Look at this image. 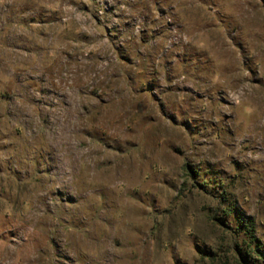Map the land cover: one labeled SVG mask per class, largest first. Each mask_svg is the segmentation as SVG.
<instances>
[{"label": "rangeland", "instance_id": "1", "mask_svg": "<svg viewBox=\"0 0 264 264\" xmlns=\"http://www.w3.org/2000/svg\"><path fill=\"white\" fill-rule=\"evenodd\" d=\"M264 0H0V264H264Z\"/></svg>", "mask_w": 264, "mask_h": 264}, {"label": "trees", "instance_id": "2", "mask_svg": "<svg viewBox=\"0 0 264 264\" xmlns=\"http://www.w3.org/2000/svg\"><path fill=\"white\" fill-rule=\"evenodd\" d=\"M263 258H264V253H263Z\"/></svg>", "mask_w": 264, "mask_h": 264}]
</instances>
